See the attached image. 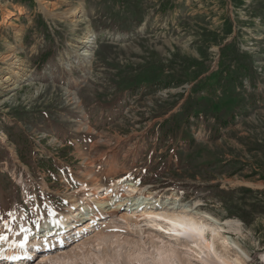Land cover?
<instances>
[{"label":"rangeland","instance_id":"1","mask_svg":"<svg viewBox=\"0 0 264 264\" xmlns=\"http://www.w3.org/2000/svg\"><path fill=\"white\" fill-rule=\"evenodd\" d=\"M113 182L156 212L211 214L241 249L217 254L264 264V0H0V242ZM122 212L20 264H219Z\"/></svg>","mask_w":264,"mask_h":264},{"label":"bare ground","instance_id":"2","mask_svg":"<svg viewBox=\"0 0 264 264\" xmlns=\"http://www.w3.org/2000/svg\"><path fill=\"white\" fill-rule=\"evenodd\" d=\"M80 10L81 8L72 11L67 10L66 13L68 14L70 13L69 14L70 16H75V15L78 16ZM91 36H92V30L89 29L84 35L81 36V38L84 37L82 38L81 41L84 42L85 44L86 43L88 44L90 42ZM82 52H87V51L85 49L81 51V53ZM4 55L5 57H7L8 60H10L13 57V55H11L10 53ZM11 63L14 65L15 61L12 60ZM8 78L9 77H7V79ZM124 187L127 188L126 195L119 193L120 187L115 182L106 185L93 184L92 190L94 192V195L99 194V191L101 190L104 191L99 195L98 199L93 203L95 206L94 205L92 206L89 203V200H86L84 203H82L81 208L77 209L76 208L77 206L76 207L74 206L76 209L71 210V212L68 214L62 213L59 216L55 217V219L53 218L54 220L47 219L42 215H40L37 219L39 220V222L37 224L38 229L36 231L31 232L28 227H25L24 230H21L18 233L17 242L8 245L6 248L4 247L7 243L0 242V251L4 250V253L2 252L0 253V257L5 255V257L8 259L7 261H9L8 264H20L21 260L19 259H21L20 256L22 254L21 250L24 251L27 250L26 257H30V255H28V252H30L29 247L33 249H36L38 247L42 249H48L50 247L51 245L50 241L52 239L47 241V239H45L44 236L56 235L59 239H63V237H66L65 233H67L68 236L70 234H73L72 232L74 230H72V228H76L77 225L79 226L81 224H85V227L86 226L89 227L90 225H92L93 221L96 219L95 218L96 215L100 212L105 213L108 212V210L110 209V212L112 214H115L125 209L126 213L122 212L120 215L121 218L123 217L125 219H128L127 216L128 213L130 212L131 213L139 212V216L141 215L143 217H145V215L149 216L148 218L149 220L159 221V218L161 217L160 220L167 225L166 230L168 231L171 230V232H173L174 234L177 233L178 235L187 237L192 241H194L195 245L200 247L201 250H206L209 253H213L215 259H217V262L219 264H240L238 258L229 260L226 258L224 253L217 254V245L220 247L223 246L224 248L233 249V250H236L238 248L240 249V245L237 242L233 241L229 236L224 235L226 230L224 229V225H222L219 222L217 223V220L211 214H208L206 212L203 213L202 211L195 209L191 211L189 208L181 209L180 212L177 211V214H174L166 210H164L163 212L161 211L156 212L154 210H151L150 207H146L147 204H151V202L147 200L149 198L148 196L140 197L139 195L137 196L135 195L139 191V189L136 186H133L131 182H129V184H126ZM190 211L191 213H189ZM207 219L210 220V222L216 224V227H214L215 229L212 228L213 233L208 238L206 237V229H205L206 224L204 223ZM81 228L82 226L78 228L77 231L81 230ZM33 233H37L36 235L38 238H40V236H43L44 240H39L38 238L36 239L35 238L36 235L33 236L32 235ZM100 235L103 236L100 239L96 240L97 242L96 246L99 249L102 248L101 247L102 241L103 242L107 241L106 240L107 237L104 238V234L101 233ZM22 240L26 241L25 245L23 247H19L18 244ZM105 246L108 247L109 246L108 243H106ZM45 255H47V253ZM246 257L248 258L247 255ZM261 258L263 259L264 262V256H262ZM1 261L4 260L2 259Z\"/></svg>","mask_w":264,"mask_h":264},{"label":"trees","instance_id":"3","mask_svg":"<svg viewBox=\"0 0 264 264\" xmlns=\"http://www.w3.org/2000/svg\"><path fill=\"white\" fill-rule=\"evenodd\" d=\"M242 64L240 65V69L243 71V72H247V73H251L252 74V76L253 75H255V73H253V72H255L254 70H253V72H252V70L250 71L249 69H248V63L246 62V61H242L241 62ZM45 64V63H44ZM248 76V75H247Z\"/></svg>","mask_w":264,"mask_h":264},{"label":"snow or ice","instance_id":"4","mask_svg":"<svg viewBox=\"0 0 264 264\" xmlns=\"http://www.w3.org/2000/svg\"><path fill=\"white\" fill-rule=\"evenodd\" d=\"M9 215H11V213H9ZM7 239H8L7 236L0 235V241H4V240H7ZM25 242L26 241H24V240L20 241L19 244H18V246L19 247H23L25 245Z\"/></svg>","mask_w":264,"mask_h":264}]
</instances>
